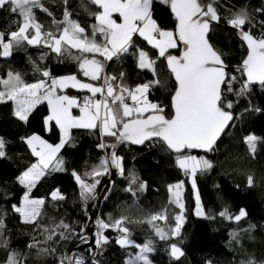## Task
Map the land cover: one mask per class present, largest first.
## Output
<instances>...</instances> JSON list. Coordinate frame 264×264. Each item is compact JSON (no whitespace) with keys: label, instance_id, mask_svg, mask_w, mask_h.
Masks as SVG:
<instances>
[{"label":"snow or ice","instance_id":"obj_1","mask_svg":"<svg viewBox=\"0 0 264 264\" xmlns=\"http://www.w3.org/2000/svg\"><path fill=\"white\" fill-rule=\"evenodd\" d=\"M96 6V11L91 13L95 23L90 26L91 33L86 27L71 18L72 13L65 7L63 19L52 18L51 23L56 30L44 31V25L37 19L35 10L39 9L52 16V12L45 8L41 0H0V9L6 6L8 10L19 17L15 21V31L8 33L0 31V56L8 57L14 44L26 41L29 45H39L42 42L58 56L68 54L72 56L79 66L83 77L90 81L103 80V84L85 82L76 74L54 77L47 69L41 71L42 79L33 83L26 82L19 72L8 71L6 77H0V104L11 102L13 116L19 121L27 123L36 107L47 103L48 115L44 117V125L51 130L54 124L59 129V142L50 143L39 134L33 133L21 137L31 150L36 162L27 167L18 177V182L25 191L19 205H12L14 212L18 213L22 222L35 225L40 229L43 239L32 237L27 245L29 249H36L38 255H49L56 252L55 248L43 247L54 237L67 240L65 233L74 234L75 230L63 220L53 227L42 225L39 217L45 204L43 198L32 199L30 193L36 183L44 177L49 170L64 171V160L59 155L60 150L72 140L73 129H99L101 143L100 149L111 148L110 154L100 158L91 171H86L83 176L73 170L72 175L79 185L80 197L85 203L96 198V188L100 183L97 179L109 173V166L119 170L124 175L123 157L118 156L115 149L119 144L130 142L142 145L146 141L163 143L170 153L175 155V164L186 176L191 178V185L195 195V214L212 219L207 216L196 186L198 172H206L213 168V163L204 156L191 154V150L200 149L212 152L217 141L230 122L233 121L234 102L227 99V94L233 93L238 98L250 94L253 86L259 85L264 90V21H260L259 35L253 33L256 24L253 23V12L264 15V7H257L249 11L247 0L243 4L225 0L221 5L220 0H163L175 19L174 29L161 28L153 19V0H90ZM67 5L68 0H63ZM224 8L229 15L224 17L221 13ZM221 20L237 31L245 55L236 67L242 82L239 88L234 85L238 77L228 71L225 63V54L217 50L210 42L209 34L213 23ZM251 25V27H247ZM142 37L147 44L157 50L155 59L149 53L138 48L133 40L134 36ZM98 36L102 40L98 41ZM182 46V47H181ZM130 49H135L137 67L149 69L157 76L156 64L160 58L166 61V67L174 79V89L170 94V104L162 105L151 101L150 90L161 85V80L155 78L145 83L137 84L134 88L124 83L125 74L119 76L106 75L104 61L114 57L130 54ZM72 50H76L75 55ZM170 50H177L174 55ZM119 81V83H117ZM68 88L87 90L91 95L84 96L83 101L74 96L61 94ZM129 101H131L129 103ZM166 107L170 111L166 112ZM73 109L79 110V115L73 114ZM261 111L259 108L253 109ZM247 111V109H246ZM113 137L114 144L103 142L104 137ZM248 152L253 157L257 151V144L264 142V138L254 134L244 137ZM6 141L0 137V157H5ZM130 185L126 189L133 195V184L139 183V190L143 191L146 184L139 182V177L134 171L128 174ZM84 177H90L89 183ZM247 185H254L253 175H247ZM239 187V185H237ZM170 193L169 203L175 204L179 209L174 215V227L165 231L155 225L157 220H168L167 208L146 217L143 221H131L128 216L111 218L110 222L97 218L98 231L95 236L96 249L102 251L109 242V237L104 235V230L112 228L120 235L116 243L121 248L134 245L139 249L135 255L130 254L125 264H152L148 254L154 251L152 241L136 244L130 239V230L126 226L132 222H146L153 225L156 235L161 240L172 237L179 238L185 223V204L183 202L184 181L168 185ZM54 201L65 199L59 189L51 192ZM5 213H0V248H7L9 240L4 232L6 223ZM219 216L241 221L247 216L245 209L241 208L238 214H232L225 207ZM255 225H249L253 228ZM63 229L62 231H58ZM247 231V229L245 230ZM233 239L238 237L237 232L230 233ZM82 240L87 237L82 236ZM170 255L179 259L184 256V250L178 243L170 244ZM89 251H92L91 249ZM93 257L97 254L92 252ZM27 255L13 249L7 254L4 264H26ZM58 264H86L83 256L75 253H64L58 258ZM92 264H99L93 259ZM207 264H213L211 260ZM240 264H264L255 257L242 260Z\"/></svg>","mask_w":264,"mask_h":264},{"label":"trees","instance_id":"obj_2","mask_svg":"<svg viewBox=\"0 0 264 264\" xmlns=\"http://www.w3.org/2000/svg\"><path fill=\"white\" fill-rule=\"evenodd\" d=\"M41 2L56 5L62 12L67 7L71 13L81 16L91 25L95 23L91 13L97 9L90 0H68L67 5L63 0H41ZM232 2L243 4L245 0H232ZM247 2L250 12L257 7H264V0H247ZM220 4H225V0H220ZM220 10L224 17L229 15L224 8ZM152 11L153 19L161 28L174 29L175 19L163 0H153ZM35 14L44 25L45 32L56 30V26L51 23L54 15L50 17L39 9L35 10ZM55 19L62 20L56 17ZM18 20L19 17L11 13L7 6L0 9V31L5 33L15 31L17 25L14 22ZM260 21H264V15L253 12V23L256 24L253 28L255 35H259L261 31ZM209 38L213 46L225 54L224 60L228 66L238 65L242 56L246 54L235 29L227 25L224 20L213 25ZM133 40L138 48L148 52L151 58H156L157 50L147 44L143 38L137 35ZM170 52L174 55L179 54L177 50ZM134 53L135 49H130V54L107 61L105 74L119 76L123 72L124 83L133 88L137 84L159 78L161 85L153 87L148 98L168 106L170 94L174 89V79L166 67V61L163 58L157 61V76H154L149 69L137 67V57ZM72 54H77L76 50H72ZM37 68L49 70L54 77L76 74L79 79L90 81L89 78L83 77L78 63L71 55L66 53L58 56L43 42L39 45H29L26 41H22L13 45L10 56H0V77H6L8 71L19 72L26 82L31 83L43 78ZM228 71L238 77V82L234 85L238 89L242 82L241 74L237 71ZM91 82L103 84V80ZM65 91L71 94L86 92L73 88ZM227 99L234 102L232 109L234 119L222 133L214 150L212 152L191 150V153L202 154L213 163L212 169L197 173L196 186L207 216L214 218L209 219L195 214L193 188L184 172L176 166L175 155L170 153L163 143L147 141L141 146L125 144L118 149L117 155L123 157L125 173L120 175L118 171L111 180L108 190L94 204L93 228H98L97 218L110 222V217L115 219L125 215L131 221H143L146 217L167 208V222L157 220L153 223L168 231L169 228L174 227V215L179 211L175 204L169 203L168 185L182 180L186 220L179 238L161 240L156 235L153 225L146 222H126L131 233L130 239L136 244L142 245L149 240L152 241L154 251L148 254L152 264H207L209 260L213 264H240L249 257L264 261V142L257 144L254 157L249 154L244 142V137L249 134L264 138V90L259 85H255L250 94L238 98L235 94L229 93ZM255 108L261 111L253 110ZM168 111L170 109L166 107V112ZM12 113L13 104L10 101L0 104V137L6 141V156L0 157V213L6 214L4 219L7 227L4 235L9 240L7 248H0V264H4L7 254L13 249L27 255L26 264H58V258L67 253L81 235L88 232L85 222L90 199L87 203L81 199L79 185L72 172L75 170L83 176L84 172L91 171L92 167L99 163L100 158L108 154L110 148L97 147L102 142L99 129H73L71 142L59 153L64 160L65 170H49L32 188L31 196L43 197L45 200L42 215L39 217L40 224L53 227L63 220L75 230L74 234L65 233L69 236L67 240L57 242L58 238L54 237L53 241L42 245L55 248V253L38 255L36 249H29L27 245L33 236L43 239L40 229L35 225L23 223L19 214L12 209V205L20 204L27 191L18 182L17 177L37 160L21 137L36 133L55 144L59 142L60 134L54 124L50 131L44 125V117L48 115L46 102L33 110L27 123L19 121ZM114 140L113 137L103 138L106 144H113ZM131 171L139 177V182L146 184L143 191L139 190V183L133 184L135 195L126 190L130 185L128 174ZM249 174L253 175L255 181L252 187L247 185L246 178ZM108 175L109 173L97 179L101 182ZM84 178L89 183L92 182L90 177ZM56 189L60 190L65 199L52 200L50 194ZM225 207L232 214H238L243 208L247 216L241 222L220 217L219 212ZM249 225L255 227L249 228ZM234 231L238 233L236 239L230 235ZM104 235L109 237V242L104 245L102 251L91 245L77 253L83 256L86 264H92L93 259L98 260L99 264H125L130 254L135 255L139 251L134 245L121 248L116 243V238L120 235L117 230L105 229ZM171 243H178L184 250V256L178 260L173 258L170 255ZM90 249L92 251H89ZM93 251L97 253L95 257Z\"/></svg>","mask_w":264,"mask_h":264},{"label":"water","instance_id":"obj_3","mask_svg":"<svg viewBox=\"0 0 264 264\" xmlns=\"http://www.w3.org/2000/svg\"><path fill=\"white\" fill-rule=\"evenodd\" d=\"M214 24H217V23H213ZM236 31V30H235ZM236 34H237V31H236ZM238 36V35H237ZM239 38V36H238ZM240 39V38H239ZM241 41V40H240ZM236 67L237 65H233V66H228V70H232V71H236ZM232 122V121H231ZM230 122V123H231ZM147 142V141H146ZM116 143V140H114L113 144ZM125 144H129V145H132V146H141V145H137V144H132L130 142H125V143H122V144H119L117 146V148L115 149L116 153L118 152V149L122 146V145H125ZM143 145V144H142ZM112 151V149L110 148L109 151H108V154H110V152ZM204 151V150H202ZM109 175L107 177H105L101 182L100 184L98 185L97 187V190H96V198L93 200V199H90L89 202H88V208H87V212H86V222H85V227L86 229L88 230L87 233L81 235L74 243L73 245L69 248V250L67 251V253H75L77 254L80 250H82L83 248L85 247H89L92 245L93 243V239H94V236H93V225H92V221H93V214H94V204H96L98 202V200L100 199V197L108 190L109 186H110V183H111V180L113 179V177H115L117 174H118V169L114 168V167H111L109 166ZM246 218V217H245ZM245 218H243L242 220H244ZM241 220V221H242ZM234 221V220H233ZM239 221V222H241ZM236 222V221H234ZM84 236V237H87L86 240H82L81 237Z\"/></svg>","mask_w":264,"mask_h":264},{"label":"crops","instance_id":"obj_4","mask_svg":"<svg viewBox=\"0 0 264 264\" xmlns=\"http://www.w3.org/2000/svg\"><path fill=\"white\" fill-rule=\"evenodd\" d=\"M43 6L44 7H46V8H48V10L50 11V12H52V14L56 17V18H61V19H63V12H62V10L58 7V6H56V5H52V6H50V7H48L45 3H43ZM71 18L73 19V20H76V21H78L80 24H81V26H83V27H86V28H89V34L91 33V28H90V26H91V24L87 21V20H85V19H83L81 16H79V15H77V14H74V13H72V16H71ZM142 38V37H141ZM99 40H102V37H99L98 36V41ZM97 59H100V60H102V62L105 64L107 61H104L103 60V57H100V56H97ZM85 82H91V81H88V80H84ZM35 82V81H34ZM31 83H33V82H31ZM91 83H93V82H91ZM97 85H99V84H97ZM73 89H75V90H77V91H82L83 89H78V88H73ZM66 90V89H65ZM65 90H63V92L61 93V94H67V95H70L71 93H68V92H66ZM84 91H86V92H88L87 90H84ZM91 94V93H90ZM72 96H74V97H76V94H71ZM73 114L74 115H79V110L78 109H73ZM56 144V143H55Z\"/></svg>","mask_w":264,"mask_h":264},{"label":"built area","instance_id":"obj_5","mask_svg":"<svg viewBox=\"0 0 264 264\" xmlns=\"http://www.w3.org/2000/svg\"><path fill=\"white\" fill-rule=\"evenodd\" d=\"M102 39H103V38H102ZM89 95H91L89 92H81V93H79V94H76V97H77L78 99H80L81 102H82V101H83V97H84V96H89ZM130 102H131V101H129V103H130ZM97 231H98V228L93 230V236H94V239H93V243H92V245H94L95 247H96V245H95V239H96L95 234H96Z\"/></svg>","mask_w":264,"mask_h":264},{"label":"rangeland","instance_id":"obj_6","mask_svg":"<svg viewBox=\"0 0 264 264\" xmlns=\"http://www.w3.org/2000/svg\"><path fill=\"white\" fill-rule=\"evenodd\" d=\"M48 7H50V6H52L53 4H51V3H45ZM67 75H70V74H67ZM62 76H65V75H62ZM59 77V76H58ZM69 96H72L71 94L69 95ZM41 136V135H40ZM43 137V136H42ZM44 138V137H43ZM44 139H46V138H44ZM47 140V139H46ZM53 144V143H52ZM192 155H196V154H193V153H191ZM196 156H204V155H196ZM205 157V156H204ZM187 177V179H188V181L190 182V184H191V178L189 177V176H186ZM192 186V185H191ZM184 191V190H183ZM24 196V195H23ZM193 196H194V198H195V195H194V191H193ZM23 198V197H22ZM30 198H32V199H39V198H43V197H35V196H31L30 195ZM44 199V198H43ZM21 201H22V199H21ZM21 203V202H20ZM195 207H196V205H195ZM194 212H195V210H194ZM201 217V216H200Z\"/></svg>","mask_w":264,"mask_h":264}]
</instances>
